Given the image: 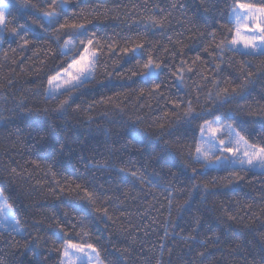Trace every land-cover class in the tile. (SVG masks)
Here are the masks:
<instances>
[{
	"label": "trees",
	"instance_id": "obj_1",
	"mask_svg": "<svg viewBox=\"0 0 264 264\" xmlns=\"http://www.w3.org/2000/svg\"><path fill=\"white\" fill-rule=\"evenodd\" d=\"M37 2L42 4L44 0ZM5 3L14 22L24 23L25 19H29L21 14L17 0H5ZM231 3L232 0H68L67 15L72 18L75 12L77 16L85 17L90 31L106 41L111 39L119 47L125 46L128 38L139 40L149 17L165 16L162 29L151 26L148 29L145 49L142 50L145 59L151 51L154 56L167 61L164 74L160 77L167 85L166 95L191 98L195 104V97L199 94L200 104H203L207 92L215 91L214 75L222 86L226 80L239 83L242 79L241 64L250 66V70L256 72L262 63L225 53L222 71L214 73L215 62L204 48L208 46L209 51L213 50L208 33L214 21L223 18L222 14L227 12ZM0 40V190L9 197V202H14V210L25 229L23 239L0 234V259L4 264H59V253L55 249L60 247L61 241L54 235L59 233L55 222L64 224L69 235L79 241L81 237L77 233L80 228L73 231L72 225L79 223L80 215H84L85 230L89 233L84 240L100 249L104 264H148L149 260L155 264L161 255V243L166 245V249H171V256L167 250L163 254L165 264L169 260L171 264H252L253 258L259 264L260 256L264 254V174L247 173L242 179H237L226 178L224 170H209V174L202 179L188 181V173L177 183L167 175V165L161 171L162 164L156 155L160 145L155 139L148 147L128 145L125 148L123 140L113 143L119 139L117 133L120 129L104 115L112 105L105 103L88 110V105L94 100L111 96L113 104L119 101L127 112L142 115L146 128L157 121L167 123L175 119L171 115L165 116L171 108L170 103L147 94L141 97L138 92L132 91L141 86L136 83L140 77L132 76L128 71L135 61L129 63L127 58L102 56L95 84L76 100L80 110L70 111L67 117L57 121L76 148L74 153L66 152L61 157L64 171L57 179L61 181V186H65V182L84 183L85 178L94 179L92 186L112 197L105 203L110 212L118 210L114 222L97 219L90 209L85 214L82 211L83 202L76 198L75 193L54 194L52 189L55 185L45 174V165L51 162V156L40 161V168L31 163L41 155L32 148L35 132L31 125L35 117L29 118L18 105L21 100L28 107H52L55 104V101H50L45 105L43 95L38 93L43 92L59 49L54 42H33L22 48L20 41L13 39L10 33L0 35ZM164 48L168 49L167 53ZM197 54L201 55L202 61L193 63ZM182 60L186 62L183 84L172 74ZM188 67L197 70L188 72ZM119 73L124 75L121 77ZM201 73L208 79H202ZM198 86L199 93L196 91ZM245 91L248 106L253 112L257 105L264 107V73L255 75ZM115 93L121 95L117 97ZM211 111L216 112V109ZM220 112L230 113L237 123L246 125L256 136L264 131V118L249 115L247 111H237L234 103ZM205 114L212 118L211 112ZM183 127L182 124L175 125L171 129L174 134L166 139L170 143L190 142L191 135H182ZM196 127L194 123L192 128ZM148 130L157 129L152 127ZM106 132L111 135H106ZM63 135L61 133L59 137L61 140ZM110 150L116 153L112 162L117 166L138 168L157 181H161L162 177L173 180L180 189L176 194L179 202L189 201L181 216L177 217L173 210L169 223L166 193L149 190L148 186L141 188L139 184L133 188L131 178L128 183L118 184L108 170L87 167L93 159H100V154L107 156ZM184 156L174 152L168 157L175 165L172 171L181 166ZM117 157L123 158L122 165ZM12 169L16 172L13 173ZM195 184H208V193L215 195L206 194L203 187L194 188ZM100 185L104 187L100 188ZM126 192L127 196L124 195ZM225 212L236 219L228 222L230 228L225 225L230 235L219 243L209 242L204 248L198 243L186 244L179 239L174 240L171 236L162 239L165 229L177 236L192 234L197 236V240L208 239L211 237L208 224L226 218Z\"/></svg>",
	"mask_w": 264,
	"mask_h": 264
},
{
	"label": "snow or ice",
	"instance_id": "obj_2",
	"mask_svg": "<svg viewBox=\"0 0 264 264\" xmlns=\"http://www.w3.org/2000/svg\"><path fill=\"white\" fill-rule=\"evenodd\" d=\"M17 4L21 14L29 18L30 22L29 19H25L24 23L14 22L9 6L5 0H0V35L10 33L13 39L20 41L22 48H27L33 42H54L59 49L58 55L55 56L54 67L47 75L43 92L38 93L43 95L45 105L50 101H55V104L52 107L35 105L28 107L21 100L18 105L29 118L35 117L31 125L35 132V143L32 148L41 155L31 163L35 168H40V161L51 156V162L45 165V174L51 177L55 185L52 189L54 194L61 195L66 191L68 194L75 193L76 198L83 202L82 211L85 214L90 209L97 219L114 222V215L118 210L113 209L110 212L105 203L112 197L105 191L93 187L94 179L85 178L84 183L65 182V186H61V181L57 179V176L64 171V162L61 157L66 152L72 154L76 151V148L69 142L70 138L64 127L57 121L67 117L70 111L80 110V104L76 103V100L79 96L85 95L86 91L95 84L98 68L104 55L110 58L112 56L127 58L129 63L135 61L133 68L128 71L132 76L140 77L136 83L141 86L132 91L138 92L141 97L147 94L149 97L163 99L165 103H170L171 108L165 112V116L171 115L175 118L167 123L157 121L146 128L142 115L127 112L124 107L120 106L119 101L113 104L111 96H101L88 105V110L91 111L96 105L105 103L112 105L104 115L111 124L120 129L117 133L119 139L113 143L123 140L125 148L128 145L148 147L150 141L155 139L160 145L156 155L162 164L161 171H163V166L167 165V175L177 183H180L188 173H190L187 175L188 181L202 179L209 174V170H224L227 172L226 178L235 177L237 179H242L247 173L264 174V131L256 136L246 125L237 123L230 113L220 112L227 105L234 103L237 111H247L249 115H259L264 118V107L257 105L253 112L248 106L245 91L247 85L253 82L255 75L264 73V0H232L227 12L222 14L223 18L220 21H214L212 30L208 33L214 46L213 50L209 51L208 46L204 48V51L213 57L214 73L222 71L221 65L225 62V53L260 60L262 63L256 72L250 70V66L241 64L242 79L239 83L226 80L222 86L219 78L214 75L212 82L215 91L207 92L203 104H200L199 94L195 97V104L191 98H173L166 95L167 85L160 77L164 74L167 61L154 56L151 51H148L145 59L142 50L145 49L148 29L150 26L162 29L165 16L149 17V23L144 25L145 32L141 34V38L139 40L128 38L125 46L119 47L111 39L106 41L96 32L90 31L87 28L88 21L85 17L77 16L74 12L73 17L69 18L67 15L68 0H44L42 4L37 0H17ZM163 51L167 53L168 49L164 48ZM4 56L7 57L6 52ZM196 61H202L201 55L195 56L193 63ZM185 63L182 60L180 67L172 73L181 84L184 82ZM196 70L193 67L187 68L188 72ZM118 75L122 77L124 73ZM200 75L202 79H208L202 73ZM196 91L199 93V86ZM120 95L121 93H115L117 97ZM213 108L220 114L212 112ZM206 112H211V119L205 114ZM194 123L197 125L196 129L192 128ZM177 124L184 126L182 130L184 137L191 135L190 142L170 143L166 139L174 134L171 129ZM152 127L157 130L149 131L148 129ZM262 129H264V124H262ZM61 133H64L62 140L59 138ZM106 135H111V133L106 132ZM174 152L182 156L187 154L175 172L172 171L175 165L168 159ZM113 156H116V153L111 150L107 156L100 154V159H93L87 167L93 170H108L118 184L128 183L131 178L133 188L139 184L141 188L148 186L149 190L166 193L169 223L173 210L177 217L186 210L189 201L179 202L176 194L180 189L174 185L173 180L162 177L161 181H157L152 176H146L138 168L117 166L112 162ZM117 159L121 165L124 163L122 157H117ZM11 171L15 173L16 169ZM231 182L229 179V183ZM103 187L104 185H100V188ZM195 187H203L206 194L215 195V193H208V184H195ZM124 195L127 196L128 193ZM21 207L23 209V206ZM225 217L219 222L208 224V232L211 233L208 239L197 240V236L192 234L177 236L169 233L167 229L162 239L171 236L174 240L179 239L186 244L198 243L206 248L209 242L216 244L230 235L225 225L230 228L228 222L235 220L236 217L227 212H225ZM22 223L23 221L18 218L14 210V202H9V197H6L0 190V234L6 233L13 239L16 237L23 239L25 229ZM55 223L59 233L54 235L61 241L60 247L55 249L59 253V264H104L100 249L94 243L84 240L89 236L88 231L85 230L84 215L79 216L78 224L73 223L72 225L73 231L77 227L80 228V232L77 233L81 237L79 241L69 235L64 224L59 221ZM197 224H199L198 219ZM159 248L161 255L156 259L155 264H165L163 254L167 250L171 256V249H166L163 243L159 245ZM121 251L128 250L122 249ZM0 264H4L3 259H0ZM148 264H151V260ZM167 264H171V260ZM252 264H256L255 258ZM259 264H264V254H261Z\"/></svg>",
	"mask_w": 264,
	"mask_h": 264
}]
</instances>
